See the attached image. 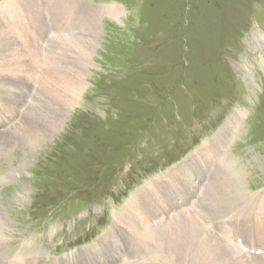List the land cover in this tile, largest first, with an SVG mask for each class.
<instances>
[{
	"label": "rangeland",
	"instance_id": "obj_1",
	"mask_svg": "<svg viewBox=\"0 0 264 264\" xmlns=\"http://www.w3.org/2000/svg\"><path fill=\"white\" fill-rule=\"evenodd\" d=\"M23 1L45 30L43 37L35 32L42 42L38 45L46 48L45 36L58 40L62 70L92 39L96 44L85 90L62 126L47 137L36 133L32 140L26 137L24 143L9 145L10 139L18 138L17 132L7 140L9 148L4 145L0 150L4 264L14 258L11 261L36 264L26 261L36 255L46 262L61 260L77 249L85 251L102 233L114 231L113 210L123 208L145 183L219 134L236 114L239 131L232 122L233 136L223 162L192 168L197 179L206 175V183L211 182L200 198V213L196 209L197 222L199 218L203 223L202 238L188 239L227 241L233 246V237L224 233L214 237L215 219L232 217L236 220L231 227L239 229L237 219L264 209L262 196L241 205L264 190V0H52L54 26L47 24L41 4L49 0ZM88 3L105 10L118 4L122 10L117 17L104 9L99 12L100 29L93 34L83 14ZM30 45L34 46L33 38ZM31 107L18 118L28 117ZM21 111L15 107L14 117ZM1 117L13 123L8 113ZM165 156L173 164L164 170L160 168ZM234 172L240 174V199L227 183ZM192 191L185 185L171 198L192 201ZM258 234L264 239V232ZM110 238L104 240L105 249L79 256L74 264H108L110 254L118 251L144 264L137 240L112 243ZM168 240L173 252L177 239ZM159 252L155 250L151 264H175L169 262L171 255ZM256 264H264V253Z\"/></svg>",
	"mask_w": 264,
	"mask_h": 264
},
{
	"label": "bare ground",
	"instance_id": "obj_2",
	"mask_svg": "<svg viewBox=\"0 0 264 264\" xmlns=\"http://www.w3.org/2000/svg\"><path fill=\"white\" fill-rule=\"evenodd\" d=\"M49 2L50 7L53 6L52 9H54L52 0L41 2L48 25L55 21L54 15L52 13V16L50 15ZM85 7L83 14L90 21L88 29L95 34L100 29V26L97 25L96 15L104 8L89 3ZM105 8V13L115 17L119 16L122 10L118 4ZM36 31V35H39L45 30L40 27V20L25 6L23 0H5L0 4V35L2 36L0 42V91L2 94L0 150L7 140L13 138L17 132L19 133L18 138L10 139L9 145L16 142L24 143L26 137L27 140H32L36 133H41L45 137L55 133L62 126L65 116L68 115L80 93L86 87V78L89 73L87 67L91 66L96 40L92 39L86 49L80 50V56L77 57L76 61L62 70L58 61V40H51L52 43L49 46L46 43L47 49L40 47L38 42L41 41L35 36ZM32 38L34 46L30 45ZM15 107H19V110L22 111L24 108L31 107L29 116L14 117ZM5 113L11 116L13 123H10L8 117L2 119L1 115ZM237 113L240 114V112ZM33 118H36L34 122L31 121ZM232 122L237 126L235 129H238L239 119L235 114V118L229 120L224 128L219 131V134L196 149L184 162L138 189L126 201L123 208L113 210L112 224L115 229L112 233H106V231L105 235H101L98 239L99 245H95L96 242H94L87 246L85 251L73 253L72 257H63L61 260L51 259L44 263L39 259L40 257L31 256L26 261L31 260L36 264L78 263L81 260L79 256L85 254L93 256V251H99V248L105 249L108 246V243L104 241L106 238L112 237L108 239L111 240L116 235L121 238L122 235L126 234V236L134 237V240H139L137 245L145 253L140 255L144 264H151L150 260L156 249H159V253L163 255H171L173 259L169 262L175 264H185L183 260H180L181 258L188 259L191 261L190 264H256L258 257L243 253L234 243L235 246H231L227 241L206 243L205 240H188L190 237L202 238L197 224L196 208L200 205L201 200L199 201V199L211 182L208 180V183H205L206 175L202 180L197 179L196 172L192 168L195 166V170L200 169L198 164L201 163H204L203 166L206 168L219 160L220 163L223 162L221 157L226 154L227 145L233 136L230 128ZM9 145H5V148L8 149ZM0 153L2 152L0 151ZM239 182L240 174L236 172L227 181L231 189L238 191L237 198L240 197ZM185 185H190L191 189L195 190L192 191L193 194H190L192 201L181 196L180 201L171 198ZM255 196L264 197V190L242 200L241 205L251 204V199ZM256 199L259 201L260 197ZM222 203L224 205V201ZM186 205L189 208L182 209ZM180 212L185 214L180 216ZM172 213H175V216ZM245 219L250 222V228L244 231L248 234V237L244 239L245 242L251 244V250H264V239L258 234V232H264V209H253L252 215ZM223 233L228 238L236 234L231 233L229 237L227 231ZM168 237L173 240L177 239V247L173 252L168 247L169 242L172 241L168 240ZM123 248L124 251H127L125 247ZM9 251L12 250L9 249ZM118 252H114L117 256L107 258L106 263L138 264L135 258H124L122 255H118ZM16 256H20V254L17 252ZM15 259L17 258L11 260ZM105 259L103 257L102 263ZM118 259L120 260L115 262ZM11 260L6 261H10L8 264H21V261ZM0 264H4L2 258H0Z\"/></svg>",
	"mask_w": 264,
	"mask_h": 264
}]
</instances>
